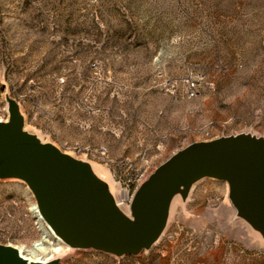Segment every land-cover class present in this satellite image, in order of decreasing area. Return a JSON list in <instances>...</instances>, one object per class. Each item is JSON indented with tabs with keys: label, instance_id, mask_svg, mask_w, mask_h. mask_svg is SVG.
Here are the masks:
<instances>
[{
	"label": "rangeland",
	"instance_id": "1",
	"mask_svg": "<svg viewBox=\"0 0 264 264\" xmlns=\"http://www.w3.org/2000/svg\"><path fill=\"white\" fill-rule=\"evenodd\" d=\"M12 105L25 132L131 219L121 190L131 197L178 151L264 139V0H0V123ZM91 165L119 187L113 197ZM35 205L24 181L0 179V245L31 259L264 264V227L237 214L225 182L179 187L152 248L137 256L67 246L53 255L64 246Z\"/></svg>",
	"mask_w": 264,
	"mask_h": 264
},
{
	"label": "water",
	"instance_id": "2",
	"mask_svg": "<svg viewBox=\"0 0 264 264\" xmlns=\"http://www.w3.org/2000/svg\"><path fill=\"white\" fill-rule=\"evenodd\" d=\"M10 178L29 186L41 217L65 245L112 257L151 249L173 194L202 179L227 183L237 214L264 227V139L252 136L178 151L134 192L129 219L76 163L25 132L12 105L9 123H0V179ZM0 264L24 263L15 249L0 245Z\"/></svg>",
	"mask_w": 264,
	"mask_h": 264
},
{
	"label": "bare ground",
	"instance_id": "3",
	"mask_svg": "<svg viewBox=\"0 0 264 264\" xmlns=\"http://www.w3.org/2000/svg\"><path fill=\"white\" fill-rule=\"evenodd\" d=\"M40 141V140H39ZM41 142V141H40ZM42 143V142H41ZM71 160V159H70ZM90 172L94 175V177L97 179V181L104 187V190L105 192H107V194L110 196V197H113V195H115V193L117 192V189H119L118 186H115V184H113L109 178V176L104 173L102 171L101 168L95 166V165H91L90 167ZM121 191H124L125 192V195L124 194H121V202H123L125 199H127L128 197V194H127V191L126 190H121ZM35 213L38 214L39 218L42 219L45 224L48 226L49 228V231L51 232V234L54 236V238L62 245L64 246V248L60 247L59 249H56L54 250V253L53 255H56V256H60L62 254H64L65 252V248L67 245H65V243L56 235L55 231L46 223V221L41 217L40 213H39V209H38V206L35 205L33 208ZM125 210V209H124ZM127 214V212H126ZM45 237L47 238L48 235L47 233L45 234ZM11 247V246H10ZM68 247V246H67ZM13 249H15L17 251V253L19 254V257L21 259V261L24 263V264H49V263H52L54 262L53 261V258H50V259H47V260H39V259H31V258H28L26 256L23 255L21 249L19 248H14L12 247Z\"/></svg>",
	"mask_w": 264,
	"mask_h": 264
},
{
	"label": "built area",
	"instance_id": "4",
	"mask_svg": "<svg viewBox=\"0 0 264 264\" xmlns=\"http://www.w3.org/2000/svg\"><path fill=\"white\" fill-rule=\"evenodd\" d=\"M193 93H194V90H192V95H194ZM137 189H138V186L136 187V190H137ZM136 190H135V191H136ZM135 191H134V192H135ZM127 194H128L127 200H129L130 203H131L133 195L130 197V193H129V191H127ZM133 194H134V193H133Z\"/></svg>",
	"mask_w": 264,
	"mask_h": 264
}]
</instances>
